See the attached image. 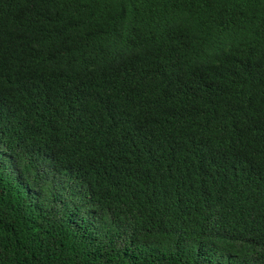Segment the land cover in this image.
Returning a JSON list of instances; mask_svg holds the SVG:
<instances>
[{
	"label": "trees",
	"instance_id": "1",
	"mask_svg": "<svg viewBox=\"0 0 264 264\" xmlns=\"http://www.w3.org/2000/svg\"><path fill=\"white\" fill-rule=\"evenodd\" d=\"M0 264H264V0H0Z\"/></svg>",
	"mask_w": 264,
	"mask_h": 264
}]
</instances>
